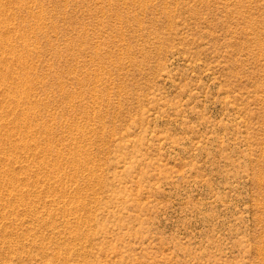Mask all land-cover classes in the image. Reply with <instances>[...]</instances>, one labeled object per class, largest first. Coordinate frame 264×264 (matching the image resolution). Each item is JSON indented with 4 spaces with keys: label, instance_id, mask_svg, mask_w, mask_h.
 <instances>
[{
    "label": "rangeland",
    "instance_id": "1",
    "mask_svg": "<svg viewBox=\"0 0 264 264\" xmlns=\"http://www.w3.org/2000/svg\"><path fill=\"white\" fill-rule=\"evenodd\" d=\"M0 264H264V0H0Z\"/></svg>",
    "mask_w": 264,
    "mask_h": 264
}]
</instances>
